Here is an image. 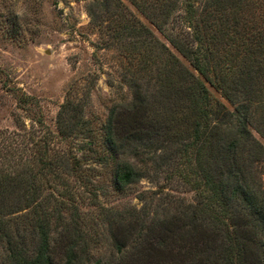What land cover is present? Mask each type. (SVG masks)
<instances>
[{"label":"rangeland","instance_id":"obj_1","mask_svg":"<svg viewBox=\"0 0 264 264\" xmlns=\"http://www.w3.org/2000/svg\"><path fill=\"white\" fill-rule=\"evenodd\" d=\"M170 40L191 44L213 73L229 81L247 78L237 101L255 113L250 131L264 146V0H0V185L3 178H21L42 193L56 233L54 264H66L67 232L81 240L77 264H135L128 256L132 245L145 241L141 230L119 249L114 239L134 212L146 210L147 226H168L181 207L206 194L194 151L177 159L170 151L176 133L166 129L167 121L189 127L180 121L186 113L178 92L182 80L171 54L218 104L234 108ZM137 91L153 116L164 114L163 128L146 150L134 144L141 156L131 148L121 152L118 161L139 164L144 176L120 190L106 131L115 110L114 133L124 135L121 111ZM68 104L69 114L62 109ZM215 108V102L206 108L210 124ZM249 171L264 192V156ZM7 188L14 191L5 198L10 205L22 187ZM29 214H16L9 230L26 229L31 237ZM82 249L90 251L87 259ZM2 250L0 244V264H7Z\"/></svg>","mask_w":264,"mask_h":264},{"label":"trees","instance_id":"obj_2","mask_svg":"<svg viewBox=\"0 0 264 264\" xmlns=\"http://www.w3.org/2000/svg\"><path fill=\"white\" fill-rule=\"evenodd\" d=\"M218 22L221 26V19ZM145 31L147 34L150 32L147 28ZM170 43L210 85L222 91L234 111L228 110L222 103L218 104L204 83L171 54L172 70L182 80L178 92L183 104L181 111L185 110L186 113L180 121L182 124H189V127L179 125L171 119L167 121L166 129L176 133L170 151H173L175 159L187 157L191 150L194 151L206 194L202 195L204 198L200 197L196 205L181 207L174 219L167 223L168 226H158L155 223L147 226L145 217L141 214L144 211V215H147L146 210L134 212L132 220L114 233L115 245L118 249L121 248L120 244L127 243L139 229V238L142 241L145 237L146 239L139 246L137 243L136 246L132 245L133 252L128 256L130 263L264 264V192L259 185L252 183L249 171L250 166L264 156V146L250 131V127L254 126L255 113L251 111L250 105L237 101L240 92L238 88L247 85V78L229 81L224 75L213 73L212 69L215 67L204 62L191 44L178 40H170ZM241 90L248 93L245 88ZM134 96L121 111L122 118L128 124L124 135L119 138L114 133L115 110L111 113L106 131V141L115 166V183L120 190L139 182L144 176L139 164L118 161L121 152L131 148L132 155L141 156L138 151L140 145L134 147V144H143V149L146 150L148 145L159 140L160 130L163 128L161 119L164 114L153 116L141 92L137 91ZM213 102L216 104V122L210 124L209 116L212 111H207L206 108ZM62 109L68 114L71 112L70 104L64 105ZM256 130L260 132L259 128ZM260 133L264 136V131ZM142 162L144 161H140ZM23 181L21 178H3L0 185L3 187L0 191L2 256L4 255L7 264H54L51 250L56 233L50 223L51 213L47 211L43 201L39 200L42 193L32 186V181L27 186H23ZM13 184H20L23 194L17 202L8 205L9 201L5 202L10 198H5L13 195L14 191H9L7 186L12 188ZM22 211L30 212L27 219L33 221L34 228L31 237L26 234V229L23 232L17 229L16 235L9 230L19 219L15 215ZM155 232L160 233L159 236ZM75 236L77 235L72 237L70 232L64 235L67 242L66 264H77L81 240L74 238ZM179 248L187 249V252H182ZM82 250L87 259L90 251ZM176 250L179 252L175 253Z\"/></svg>","mask_w":264,"mask_h":264}]
</instances>
